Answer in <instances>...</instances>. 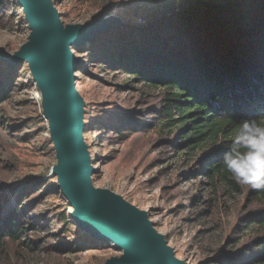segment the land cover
<instances>
[{"label": "rangeland", "instance_id": "1", "mask_svg": "<svg viewBox=\"0 0 264 264\" xmlns=\"http://www.w3.org/2000/svg\"><path fill=\"white\" fill-rule=\"evenodd\" d=\"M188 1L53 0L65 25L98 19L110 24L72 47L94 186L147 211L185 264H225L244 257L264 235V227L248 223L261 204L250 199V185L241 184L237 192L198 176L204 151L178 154L175 136L155 118L163 90L108 60L129 38L142 43ZM31 32L18 1L0 0V47L13 54ZM3 82L9 96L0 104V218L18 210L23 234L0 244V264H107L121 256V248L94 239L71 218L73 207L52 174L57 156L30 64L10 66L0 59Z\"/></svg>", "mask_w": 264, "mask_h": 264}, {"label": "trees", "instance_id": "2", "mask_svg": "<svg viewBox=\"0 0 264 264\" xmlns=\"http://www.w3.org/2000/svg\"><path fill=\"white\" fill-rule=\"evenodd\" d=\"M144 38L140 44L129 38L108 60L133 79L163 90L155 118L175 136L178 154L204 151L198 176L241 192L223 158L241 122L264 121V0H190ZM8 96L6 83H0V104ZM248 195L261 204L249 226L264 227V190L250 186ZM19 214L0 218V244L7 237L21 239ZM253 246L225 264H264V235Z\"/></svg>", "mask_w": 264, "mask_h": 264}, {"label": "water", "instance_id": "3", "mask_svg": "<svg viewBox=\"0 0 264 264\" xmlns=\"http://www.w3.org/2000/svg\"><path fill=\"white\" fill-rule=\"evenodd\" d=\"M32 30L30 40L13 54L0 47V59L10 66L30 64L43 96L57 164L52 174L73 207L71 218L94 239L110 242L123 254L107 264H185L142 210L111 191L94 186L96 171L83 139L84 102L76 87L79 46L109 28L101 19L65 25L53 0H17ZM101 24V25H100Z\"/></svg>", "mask_w": 264, "mask_h": 264}, {"label": "clouds", "instance_id": "4", "mask_svg": "<svg viewBox=\"0 0 264 264\" xmlns=\"http://www.w3.org/2000/svg\"><path fill=\"white\" fill-rule=\"evenodd\" d=\"M223 164L236 182L264 190V121L241 122Z\"/></svg>", "mask_w": 264, "mask_h": 264}, {"label": "bare ground", "instance_id": "5", "mask_svg": "<svg viewBox=\"0 0 264 264\" xmlns=\"http://www.w3.org/2000/svg\"><path fill=\"white\" fill-rule=\"evenodd\" d=\"M71 47H74V46H71ZM77 87V86H76ZM39 95L41 96V98L43 99V96H42V93L41 91L39 92ZM40 98V97H39ZM49 121V120H48Z\"/></svg>", "mask_w": 264, "mask_h": 264}]
</instances>
